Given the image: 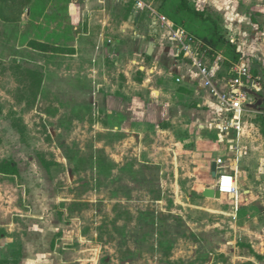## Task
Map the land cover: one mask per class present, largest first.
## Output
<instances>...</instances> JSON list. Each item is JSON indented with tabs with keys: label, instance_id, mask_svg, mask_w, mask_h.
Listing matches in <instances>:
<instances>
[{
	"label": "rangeland",
	"instance_id": "374dc122",
	"mask_svg": "<svg viewBox=\"0 0 264 264\" xmlns=\"http://www.w3.org/2000/svg\"><path fill=\"white\" fill-rule=\"evenodd\" d=\"M63 2H50L61 13L53 20L33 19L29 0L0 3V160L18 167L0 174V264H246L264 248L244 220L264 224V203L244 200L245 190L264 196V145L233 173L240 199L207 200L204 190L218 183L204 155L212 140L203 144L183 114L169 120L156 109L137 122L119 100L110 114L102 67L90 66L88 49L69 53L83 17ZM34 40L65 53L35 50Z\"/></svg>",
	"mask_w": 264,
	"mask_h": 264
},
{
	"label": "crops",
	"instance_id": "0c3cea01",
	"mask_svg": "<svg viewBox=\"0 0 264 264\" xmlns=\"http://www.w3.org/2000/svg\"><path fill=\"white\" fill-rule=\"evenodd\" d=\"M63 1L65 6L62 7L68 9L70 5L78 7L83 17V23L75 27L78 33L70 55L78 58L88 49L92 54L90 66L97 65V70L99 66L102 67L101 85L106 90L101 89V96L111 97V105L107 107L110 114L120 113L113 104L118 100L121 102H119L121 113H127L128 117L137 122L142 118L137 115H143L152 121L156 109L164 110L165 119L169 120L175 117L177 119L183 114L190 119L185 127L193 131L194 125L197 124L202 143L208 144L211 139L216 146L213 150L204 153L209 161L211 176L214 177L212 164L213 162L217 164L219 158L223 159V165L220 170L221 167L217 164V177L221 172L230 174L237 172L239 175V170L243 167L242 161L248 156V151L253 147L264 145V118L261 116L264 112L262 107L264 98L261 95L262 103L254 106L258 103V100L255 101L251 107L252 111L244 114L247 134L240 135L238 139L234 129H226L228 114L204 87L199 70L189 58L178 51L169 37V32L160 25L154 24L149 11L137 12L132 0H88L78 5L77 3L74 5L73 0ZM149 1L173 22L175 28L185 29L202 43L199 48L206 62L213 66L215 81L219 86L224 87L231 78L232 64L237 62L248 63L255 74L262 76L264 0H187L189 7L200 12L203 17L187 19L182 23L177 19L176 5L173 13L165 12L166 6H174L172 1H176L178 5L180 0H163V3L158 4L155 0ZM48 14L53 15V18H42L53 20L61 15L59 11L56 14L54 10H49ZM212 21L217 23L215 25L220 33L234 45L238 61L233 60L235 57L233 53L227 55L224 49H216V54L219 53L223 58L218 66L213 64L216 54L211 52L213 47L206 39L215 29ZM200 23L210 25L208 28H203L204 32H201V36L198 33L201 31ZM150 46L153 47L152 54L148 53ZM253 66L256 69H253ZM135 97L139 99L137 104L131 100ZM144 97L148 101H144ZM163 103L165 105L161 106ZM144 105H148L147 111ZM125 125H127L126 121L120 126L125 127ZM219 154L221 156L224 154L225 158ZM245 192L244 200L247 202L259 200L264 203V196L260 198L259 192L256 193L254 189ZM206 199L210 200L209 197ZM244 220L247 224L253 221L258 227L256 232L249 233L250 237H254L255 234L264 239V224L257 217ZM260 247L258 245L256 249L253 248L254 255L246 260V264H264V248L260 250Z\"/></svg>",
	"mask_w": 264,
	"mask_h": 264
},
{
	"label": "built area",
	"instance_id": "2783aa9c",
	"mask_svg": "<svg viewBox=\"0 0 264 264\" xmlns=\"http://www.w3.org/2000/svg\"><path fill=\"white\" fill-rule=\"evenodd\" d=\"M137 12L149 11L155 25L169 32V37L173 42H177L176 47L180 53L192 61V64L199 70L203 79L204 87L218 101L224 111L228 114L226 129H234L238 139L245 133L247 125L245 113L252 111L251 107L257 97L251 92H259L262 89L263 77L255 74L252 67L245 62L233 63L231 67V78L227 80L224 87L219 86L215 81V72L212 65L206 62V58L201 52L202 43L183 28H175L170 19L160 13L149 0H132ZM88 0H73V4L86 3ZM216 54V52H215ZM222 56L218 53L213 64L218 66L222 61ZM264 118V112L261 115ZM217 164L222 169L223 159L219 158ZM217 189L223 194L235 196L237 200L240 195L238 180L230 173L221 172L218 175Z\"/></svg>",
	"mask_w": 264,
	"mask_h": 264
},
{
	"label": "trees",
	"instance_id": "16d2710c",
	"mask_svg": "<svg viewBox=\"0 0 264 264\" xmlns=\"http://www.w3.org/2000/svg\"><path fill=\"white\" fill-rule=\"evenodd\" d=\"M10 1H13L15 3L17 0H0V3L4 7H12ZM51 0H29V5L32 3L31 8H30V14L33 19L38 18V17H46L49 18L50 15L47 13L48 12V5ZM133 3V2H132ZM174 6L176 5V15L179 23H182L183 21H186L187 19H200V17H203L202 14L196 10H193L189 7L188 1L187 0H180L178 5L176 4V1H172ZM133 5V4H132ZM1 9V17L4 19H11L9 16V11L8 8H3ZM179 13V14H178ZM174 17V16H173ZM175 18V17H174ZM176 19V20H177ZM214 23V32L211 33V36L209 38H206L208 43L212 45L213 50L211 52L215 54L216 49L217 50H225V53L227 55H233L235 56L233 60L238 61V54L234 48V45L220 33V30L218 29L217 25H215L216 22L212 21ZM217 24V23H216ZM49 44L45 42H39V41H32L30 42V46L35 49L39 50L42 52H63L65 53V50L63 49H56V48H51L48 46ZM72 50H69L71 53ZM42 82V79L38 80V83L40 84ZM0 174L3 175H16L18 174V167L17 164H15L12 160H0ZM259 258V257H258Z\"/></svg>",
	"mask_w": 264,
	"mask_h": 264
},
{
	"label": "water",
	"instance_id": "95a60500",
	"mask_svg": "<svg viewBox=\"0 0 264 264\" xmlns=\"http://www.w3.org/2000/svg\"><path fill=\"white\" fill-rule=\"evenodd\" d=\"M152 52H153V47L150 46L148 53L152 54ZM251 93L254 94L257 97V100H258V103L255 104L254 106H257V105L259 106L262 103V100L260 98L261 97L260 94H258L257 92H251ZM212 174H213V176L215 178L217 177V164H216V162H213V164H212ZM204 196L205 197H209V198L220 199L222 197V193L218 189L209 187V188H206L204 190Z\"/></svg>",
	"mask_w": 264,
	"mask_h": 264
}]
</instances>
